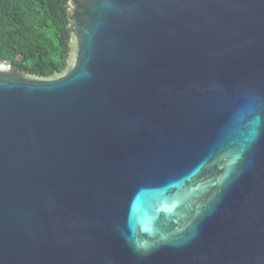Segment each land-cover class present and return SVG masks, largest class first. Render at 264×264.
<instances>
[{"label":"water","instance_id":"obj_1","mask_svg":"<svg viewBox=\"0 0 264 264\" xmlns=\"http://www.w3.org/2000/svg\"><path fill=\"white\" fill-rule=\"evenodd\" d=\"M66 65L0 60V264H264V0H66Z\"/></svg>","mask_w":264,"mask_h":264},{"label":"trees","instance_id":"obj_2","mask_svg":"<svg viewBox=\"0 0 264 264\" xmlns=\"http://www.w3.org/2000/svg\"><path fill=\"white\" fill-rule=\"evenodd\" d=\"M66 0H0V60L49 75L66 65Z\"/></svg>","mask_w":264,"mask_h":264}]
</instances>
